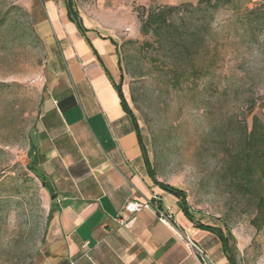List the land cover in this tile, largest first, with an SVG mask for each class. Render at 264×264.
Masks as SVG:
<instances>
[{
    "label": "rangeland",
    "instance_id": "374dc122",
    "mask_svg": "<svg viewBox=\"0 0 264 264\" xmlns=\"http://www.w3.org/2000/svg\"><path fill=\"white\" fill-rule=\"evenodd\" d=\"M37 3L0 0V264L39 261L49 212L29 168L48 61ZM127 3L137 17L118 42L124 87L158 178L184 189L191 208L219 217L248 263L264 264V219L224 175L226 146L254 115L264 119V0L181 9L162 36L143 34L141 6ZM80 5L111 18L99 0Z\"/></svg>",
    "mask_w": 264,
    "mask_h": 264
},
{
    "label": "crops",
    "instance_id": "0c3cea01",
    "mask_svg": "<svg viewBox=\"0 0 264 264\" xmlns=\"http://www.w3.org/2000/svg\"><path fill=\"white\" fill-rule=\"evenodd\" d=\"M80 1L73 0L70 15L68 0L37 3L48 61L33 155L52 188L44 187L49 212L36 264H199L184 244L186 235L212 264H233L231 258L250 264L219 217L193 208L187 215L153 179L145 161L148 137L117 90L121 85L134 112L118 44L121 30L137 17L127 2L150 9L198 0H99L109 20L94 18ZM154 195L171 211L170 221H160L154 209L125 208Z\"/></svg>",
    "mask_w": 264,
    "mask_h": 264
},
{
    "label": "trees",
    "instance_id": "16d2710c",
    "mask_svg": "<svg viewBox=\"0 0 264 264\" xmlns=\"http://www.w3.org/2000/svg\"><path fill=\"white\" fill-rule=\"evenodd\" d=\"M215 1L217 0H198L197 2L180 3L176 5H157L150 9L141 6V12H139L142 21L141 32L143 34L153 32L162 36L169 27L174 25V16L178 14L181 9L191 8L197 10ZM68 6L70 15V12H73L74 8L73 0H68ZM145 10H148L146 18L143 17ZM73 19L76 21L79 28L82 29L83 25L77 12H75ZM120 62L121 68L123 69L121 55ZM117 90L122 104L127 111L133 115L138 125V119L127 103L122 86L118 85ZM31 140L30 150L32 154L35 149V144L34 138H31ZM226 147L224 175L235 186L240 196L252 201L255 212L257 213V219H264V119L258 115H254L251 128L248 129V127H246L240 137L232 145ZM145 161L153 179L160 184L163 189L175 195L179 199L183 211L190 216L191 206L186 191L167 182L159 181L157 171L146 151ZM36 164L37 160L31 158L29 163L31 172L41 180L43 187L51 190L50 188L52 187L48 183V177L36 167ZM51 197H53V192L51 193ZM217 232L222 236L221 231L217 230ZM222 239L225 249L228 251L226 239H224L223 236ZM231 262L234 264L232 258Z\"/></svg>",
    "mask_w": 264,
    "mask_h": 264
},
{
    "label": "built area",
    "instance_id": "2783aa9c",
    "mask_svg": "<svg viewBox=\"0 0 264 264\" xmlns=\"http://www.w3.org/2000/svg\"><path fill=\"white\" fill-rule=\"evenodd\" d=\"M125 208L132 213L138 212L141 209L150 208L157 212L160 221L166 222L172 219L171 211L160 205L156 195L145 202L130 200L126 203ZM184 244L199 264H212L210 255L192 238L186 235L184 237Z\"/></svg>",
    "mask_w": 264,
    "mask_h": 264
}]
</instances>
